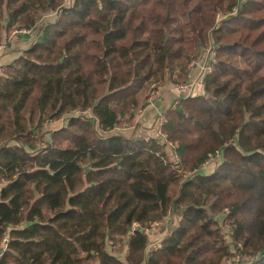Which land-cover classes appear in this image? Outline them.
<instances>
[{"label": "trees", "instance_id": "1", "mask_svg": "<svg viewBox=\"0 0 264 264\" xmlns=\"http://www.w3.org/2000/svg\"><path fill=\"white\" fill-rule=\"evenodd\" d=\"M224 3L238 11L216 28ZM48 10L60 15L35 27ZM4 23L39 35L0 77V264H226L236 250L264 264V0H0V42ZM208 41L213 73L164 113L165 143L113 133L146 83L175 65L187 78ZM77 108L92 114L43 140L42 116ZM171 212L177 227L148 254L141 229Z\"/></svg>", "mask_w": 264, "mask_h": 264}, {"label": "rangeland", "instance_id": "2", "mask_svg": "<svg viewBox=\"0 0 264 264\" xmlns=\"http://www.w3.org/2000/svg\"><path fill=\"white\" fill-rule=\"evenodd\" d=\"M74 2H75V0H63V4L66 5L67 7L73 5ZM220 9L225 13L226 10H227V3H224ZM54 13H55V10H48V11L41 12L39 14V16H38V20H37V22L35 24L36 25L35 27L42 28V27H45L47 23H49V22H51L53 20H56L57 16L60 15V11H59V13H56V14H54ZM50 14L52 16H50ZM216 21H217V18H216ZM35 27L34 26L33 27L26 26V27H19V28L18 27H13V28L7 30L6 29V23H4L3 40H2V42H0V53L4 52V51H6L7 49L10 48V46L8 44V42H9L8 40H9L10 36L13 38V40L15 38V40L21 42V44L24 43V38H25L28 41L27 45L29 44V47H30L33 43H35V41L37 40L38 35H39L37 32H35V29H34ZM21 32H23V33H21ZM204 47L205 48L203 49V51L201 50V52H200L199 49H197V47L195 49H193L191 56H193L195 58V60H197V63H194L193 66H191V62L188 64V72L189 73H188L187 78H184V76L181 75L180 66L175 65L173 68H170L167 72H165L164 76H162V74H159L157 76V83H159L161 85H164L165 82H166L167 76H169V79L171 80V83H175L174 84L175 87L177 85H187V86H191L192 87V85H193L192 90L194 89L195 86H197V90H198L197 93H200V92L203 93L202 87L199 85V83H200L202 75H203L202 64H203L204 59L207 56L208 51L211 49V42L208 41V43ZM193 57H192V60L194 59ZM216 59L217 58L214 57V60H216ZM176 63H178V62H176ZM6 67L0 68V77L4 76L6 74ZM156 86H158V84H156V83L155 84H151V83L148 82V83H146L144 85V87H142L140 89L139 94H138V105H137V109L135 111L134 117L130 121L121 123V127H124V126L131 127L132 124L135 121H138L139 117H141L143 115L144 109L147 108V106L139 107V95H145L146 94L145 95L146 103H147L148 99H150V101H153V102L150 103L151 106H153L156 102L159 101V99L161 97V94H160V91L156 92L154 90V88H156ZM176 90L179 93H182L180 90L177 89V87H176ZM178 99L179 98L174 99L173 102L171 103V105L169 106V108L172 105H175V103H177ZM151 106H149V107H151ZM169 108L163 109L161 111V113L159 114V116L156 119V122L161 117L164 116V113ZM76 110H77L78 113H81L80 116L81 115H86L87 116V115L92 114L90 109H79V108H77ZM71 114H72V112L70 114H67L66 116L56 117V118H53V119L51 118L52 120L48 119L47 115L42 116L44 119H46V121L42 125V128H40V130H39V131L43 130V132H44L43 140L44 141L48 140L49 135H47V133L52 132L53 130L59 129L60 128L59 126L64 122V120H67L71 116ZM72 116H75V115H72ZM156 122H155V124H156ZM37 123L38 122H36V124ZM115 133H118V131H116ZM144 138L146 139V138H153V137L151 135H146V136H144ZM40 145H42L41 147H45V143L43 141L40 143ZM166 146L169 148V153L172 156L171 157L172 160L176 159L177 155H176V153H175V151L173 149L175 145H171V143L168 141V144ZM171 146L173 148H171ZM220 164H221V155H218L214 160L210 161L206 165H203L202 168L206 169V170H213V169H216ZM171 213H175V212H171ZM170 214H169V216H167L166 218L163 219L162 224H161V222L158 223V226H156L153 229V231L149 230L147 232L148 234L146 233V230H148L150 228L145 229V230L141 229L145 233V235L148 237V239H150V238L152 239L153 238L154 242H162L163 239L154 238V235L156 234V232L158 231V235L166 234V232H169L172 229L176 228L175 225L177 224V220L175 221L174 217L172 219ZM175 214L177 215V213H175ZM179 216L181 217V215H179ZM179 216H178V218H179ZM137 226L138 225L135 224L133 227H131V230H130V234L131 235L134 234V231H135ZM167 226H168V229L166 228ZM160 227H162V229L159 232V228ZM169 227H171V228H169ZM112 242H114V241H112ZM150 243H152V241ZM159 249H161V248H159ZM108 250L111 251V252L114 251L116 256H118L117 254H118V250H120V246L119 245H110L109 244ZM150 253H152V252L149 251L148 254H150ZM118 258H119V256H118Z\"/></svg>", "mask_w": 264, "mask_h": 264}, {"label": "crops", "instance_id": "3", "mask_svg": "<svg viewBox=\"0 0 264 264\" xmlns=\"http://www.w3.org/2000/svg\"><path fill=\"white\" fill-rule=\"evenodd\" d=\"M8 41H9L8 44L10 48L0 53V68L6 67L7 65L14 62L19 56L22 55L23 51L28 49L29 47V44L27 45L28 41L25 38H24V43L22 42L23 44L15 40V38L13 40L11 36ZM156 84L159 85L157 87L158 90L156 89L154 90L156 92L160 91V94H161L159 101L156 102L153 106H151L150 104L146 103V97H145L146 94L139 95V107L147 106V108L144 109L143 115L139 117L138 121H135L131 127H128V126L116 127L114 130V133L118 131L119 134H123L124 136L128 138L144 137L146 135H151L154 138L157 137V130L155 128V125H156L155 122H156L157 117L159 116V114L161 113L163 109L169 108V106L171 105L174 99L180 98L183 95L182 93H179L176 90V87L174 85L175 83H171L169 76H167V79L164 85H161L157 82ZM200 94H202V92H200ZM213 171L214 169L213 170H206L203 168L201 169V172L207 175L211 174ZM170 216L172 217V219L174 217V220L175 221L177 220V224H178L180 216L178 214L176 215L175 213H171ZM177 224L175 225L176 227H177ZM166 228L168 229V226ZM161 229L162 227L159 228V232ZM166 234H168V232H166ZM166 234L158 235V231H157L155 234L157 237L154 235V238L163 239ZM149 240L150 242L154 241L153 238L152 239L150 238ZM119 246L121 247H120V250H118L117 255L122 261H125L128 255V246L127 245H124V246L119 245Z\"/></svg>", "mask_w": 264, "mask_h": 264}, {"label": "built area", "instance_id": "4", "mask_svg": "<svg viewBox=\"0 0 264 264\" xmlns=\"http://www.w3.org/2000/svg\"><path fill=\"white\" fill-rule=\"evenodd\" d=\"M239 1H240L241 5H244V4L247 3V0H239ZM64 6H66V5H64ZM239 8H240V6H239ZM59 11L60 10L55 11L54 14L59 13ZM237 11H238V7L233 8L228 13L218 12L217 13V21H216L215 27L218 28L220 26L221 22H223L225 19H228L231 16L235 15L237 13ZM50 16H52V15L50 14ZM21 33H23V32H21ZM215 53H216L215 47H213L211 45V49L208 51L207 56L204 59L203 64H202L203 75H202L201 81L199 83V85L202 87V91L205 88L206 79L213 73V66H214V63H215V60H214ZM194 63H197V60H195V58L191 61V66H193ZM176 87H177L178 90H180L182 92V95H183L182 97H187L189 95H199L200 94V93H197L198 92L197 86H195L193 90H192L193 85H192V87L191 86H187V85H177ZM151 102H153V101H150V99L147 100V103L150 104ZM177 103H178V100H177ZM80 114L81 113H78L77 110H73L71 116L72 115L80 116ZM67 120H64V122L59 127L61 128L62 126H65V124L68 123ZM164 122H165L164 116L161 117L156 122L155 128L157 130V137H155V138H157L158 142H164L165 143L166 137L162 134V126H163ZM149 139L150 138H146V140H149ZM171 145H174V144L171 143ZM171 148H173V147L171 146ZM174 148H175V146H174ZM218 155H220V154L217 153L216 155H210V158L208 159V161L204 165H206L210 161L214 160ZM226 213H227V211H226ZM219 223H220V226H221V229H222V234H223L224 239L226 240V242H230L231 237H230L229 224L225 221V218H221ZM157 225H158L157 223L153 224L150 227V229L146 230V233L149 230L153 231V229ZM8 243H9V237L7 235H5L2 239H0V255H3V253L7 250ZM161 243L162 242H154V241L152 243H150L148 248H147L148 252L149 251L154 252V251L158 250L159 248H161L162 247ZM109 244L113 245V242L110 241ZM234 254L235 255L232 258H230V259H228L226 261V264H250L253 261V256L250 255V254L242 253V252H239L237 250L235 251Z\"/></svg>", "mask_w": 264, "mask_h": 264}, {"label": "water", "instance_id": "5", "mask_svg": "<svg viewBox=\"0 0 264 264\" xmlns=\"http://www.w3.org/2000/svg\"><path fill=\"white\" fill-rule=\"evenodd\" d=\"M167 41H168V36H167V38H166V42H167ZM62 60H63V59H62ZM62 60H61V61H62ZM84 168H85L86 171H89V166H88V165H86Z\"/></svg>", "mask_w": 264, "mask_h": 264}]
</instances>
